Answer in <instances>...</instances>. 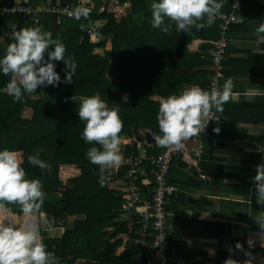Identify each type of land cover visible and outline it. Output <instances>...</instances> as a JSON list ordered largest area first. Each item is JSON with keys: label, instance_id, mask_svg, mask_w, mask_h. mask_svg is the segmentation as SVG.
<instances>
[{"label": "trees", "instance_id": "trees-1", "mask_svg": "<svg viewBox=\"0 0 264 264\" xmlns=\"http://www.w3.org/2000/svg\"><path fill=\"white\" fill-rule=\"evenodd\" d=\"M124 1L119 0V3ZM128 1V13L120 18L113 11V0L0 3V9L5 4L25 7L14 12L0 10V55L11 42V25L15 24L17 29L39 25L51 31L53 37L65 45V57L76 64L75 72L68 82H64L65 73L70 70L63 59L54 61L60 82L38 86L33 93H25L19 101H13L7 94L6 84L13 76L0 74V149L16 151L27 176L37 177L42 182L45 199L38 215H43L45 228L40 229V233L47 249L54 255L55 264H145L150 254L147 249H139L130 235L125 241L121 237L126 233V225L118 220L119 207L124 200V192L119 185H123L126 167L121 165L115 172L106 168L103 184L99 182V166L90 163L85 155L91 144L81 137L84 122L79 120L76 111L79 100L99 92L110 107L118 106L123 121L120 137H135L146 130L157 136L160 132L156 113L161 99L169 94H178L193 84L210 89L213 82L209 47L210 41L219 35L216 20L211 26H193L187 32L176 31L173 24L169 32H162L152 26V0ZM87 3L92 4L87 6L88 15L78 19L73 15L59 16L58 12L45 9L33 11L37 5H68L74 9L79 5L86 7ZM230 3L231 0H224L220 12L229 13ZM249 5L264 17L260 7L252 2ZM92 26L95 27L93 31ZM197 38L201 39L200 48L191 50L189 44ZM226 47L221 61V76L216 80L217 88L224 74ZM44 56L47 58V50ZM214 115L218 119L211 121L202 135L201 152L202 143L208 144L206 153V147L212 149L210 140L222 136L223 139L234 138L231 129L224 130L219 126L222 116L215 112ZM122 148L124 155L130 152L138 154L133 144L122 145ZM146 149L156 154L160 147L148 144ZM37 152L50 165L49 169L42 170L27 161L29 154ZM216 160L205 158L207 163H201L205 167L208 163L214 167ZM63 166L75 168L77 173L62 180L59 169ZM185 171L191 174V169L190 172ZM148 177L151 178L150 175ZM185 177L183 180L188 179ZM113 182H116V188L110 187ZM169 182L172 181L169 179ZM141 188L146 196L152 193V185L142 184ZM7 206L10 211L21 214L17 204ZM258 208L257 205L256 210ZM165 210L168 211L167 204ZM217 223L208 221L207 225L215 226ZM52 228L60 232L48 235ZM254 230L264 233L259 225L254 226ZM250 244H246L247 251L260 249ZM118 248L121 249L118 251ZM261 251L264 254V249ZM165 253L169 255L167 237Z\"/></svg>", "mask_w": 264, "mask_h": 264}, {"label": "clouds", "instance_id": "clouds-1", "mask_svg": "<svg viewBox=\"0 0 264 264\" xmlns=\"http://www.w3.org/2000/svg\"><path fill=\"white\" fill-rule=\"evenodd\" d=\"M223 4L224 0H152V26L162 32H169L173 24L178 32H187L193 26L208 27L220 14ZM88 12L89 9L81 5L73 9V16L86 17ZM10 28L11 42L0 55V74L19 78H11L6 84L7 94L13 101L22 100L25 93H33L38 86L59 83L61 78L54 61L64 60L70 70L65 73L64 82L69 81L76 64L65 57V45L54 38L51 31L39 25L17 29L13 24ZM254 31L258 36L264 35V21L258 23ZM233 87L232 79L226 78L219 88L204 89L193 84L161 99L156 113L160 134L154 137L155 142L179 149L184 140L204 130L214 112L223 111ZM76 111L79 120L84 122L81 137L91 144L85 155L90 163L99 166V182L103 184L105 169L120 165L123 159L120 152L123 136L119 135L123 121L119 107H110L99 92H93L79 100ZM27 161L42 170L50 167L38 152L29 154ZM252 179L256 203L264 205V160L257 164ZM44 199L41 180L27 176L16 151L0 149V209L15 203L23 215L18 222L13 216L0 212V264H55L53 253L40 234L38 212ZM255 220L260 229H264V211H259ZM237 247L241 246L237 244ZM226 264H236V261L229 259Z\"/></svg>", "mask_w": 264, "mask_h": 264}, {"label": "crops", "instance_id": "crops-1", "mask_svg": "<svg viewBox=\"0 0 264 264\" xmlns=\"http://www.w3.org/2000/svg\"><path fill=\"white\" fill-rule=\"evenodd\" d=\"M13 1L19 0H0V3ZM244 1L236 11L243 21L233 23L227 33L224 74L219 79V87L226 78H231L234 84L229 101L224 104L223 111L217 113L222 116L221 129H231L234 138L223 139L222 136L210 140L212 149L206 147V153L208 144L202 143L201 153L205 154L191 167V174L185 172L181 155H175L168 180L180 191L167 203L168 264H226L229 259L236 264H264L261 251L264 233L254 230V226H258L255 216L264 211V205L256 203L252 179L257 164L264 160V35L258 36L254 31L264 17L251 8V2ZM191 45L193 50H198L201 39L192 40ZM141 132L135 138L143 139L147 145L156 143L150 131ZM147 134L153 137L152 141ZM204 157L217 158L214 167L209 163L205 167ZM182 170L186 175L180 174ZM198 173L209 179L197 177ZM185 176L189 180H183ZM119 189L123 191L124 185H119ZM7 208L4 210L21 221L17 213ZM208 221L223 225L208 226ZM249 241L251 246L261 250L247 251Z\"/></svg>", "mask_w": 264, "mask_h": 264}, {"label": "built area", "instance_id": "built-area-1", "mask_svg": "<svg viewBox=\"0 0 264 264\" xmlns=\"http://www.w3.org/2000/svg\"><path fill=\"white\" fill-rule=\"evenodd\" d=\"M243 1L231 0L229 13L220 12L215 19L219 35L210 41L209 54L211 57V69L214 72L211 76L213 82L210 89L217 88L216 80L217 77L221 76V61L224 58L227 44V30L231 24L241 22L242 19L235 12L243 4ZM247 1L260 7L264 13V0ZM15 5L17 6L5 4L0 10L14 12L25 9L22 5ZM87 6H92V4L87 3ZM129 6L130 1L128 0L122 2V4L119 3V0H113L112 8L115 16L120 18L127 12ZM42 9L58 12L59 16L73 15V7L68 5H63V7H57L52 4H48V6L37 5L33 11L38 12ZM94 28L92 26L91 31ZM212 115L213 117L209 118L204 130L184 140L179 149L175 146L163 147L155 143L156 146L160 147V150L153 154L143 147L147 146L143 139L135 137H123L121 139L123 145L133 144L141 153L134 154L130 152L129 155H123L122 163L115 166V169H118L121 165L126 167L122 176L124 200L119 207L118 220L125 222L126 225V233L122 235L124 241L130 235V238L134 240L139 249L149 250L150 254L145 264H168L169 255L165 253V247L169 227L165 206L180 191L175 184L170 183L168 180L171 162L176 154H180L185 170L190 172L191 167L196 164V160L201 154L202 135L207 127L210 126V122L218 119L214 113ZM187 144H191V147H188ZM148 175L151 176L150 179ZM196 176L201 179H209V176L202 173H198ZM142 184L152 185V193L149 196L144 195V192H142Z\"/></svg>", "mask_w": 264, "mask_h": 264}, {"label": "rangeland", "instance_id": "rangeland-1", "mask_svg": "<svg viewBox=\"0 0 264 264\" xmlns=\"http://www.w3.org/2000/svg\"><path fill=\"white\" fill-rule=\"evenodd\" d=\"M39 1H42V0H39ZM126 13H128V12H125V14L124 15H126ZM192 44V42L189 44V47H190V49L191 50H193L194 48H193V46L191 45ZM13 78H16V79H19L18 77H13ZM123 148H122V145H121V147H120V152H121V155L123 156L124 154H123ZM115 166L116 165H114L113 167H111V168H109V170H111V172H115L117 169H115ZM172 166V165H171ZM173 169H171V173L173 172L172 171ZM184 170V169H183ZM181 171V175H186V171L184 172V171ZM59 172H60V175H61V178H62V180H64V179H66V177L67 176H69V175H73V174H75V173H77V169H75V168H71V167H67V166H63V167H61L60 169H59ZM176 175V174H175ZM171 176H173V174H171ZM175 177V176H174ZM181 177V176H180ZM176 178V177H175ZM113 181H116L115 179L113 180ZM116 182H113V183H110V187H115L116 188ZM117 184L119 185L120 184V182H117ZM57 196V195H56ZM7 208V205H6V207L4 208V209H6ZM4 209H1L0 210V212H8V211H6V210H4ZM7 210H9L8 208H7ZM10 213V212H9ZM14 215V214H13ZM18 217H21V220H22V218H23V215L22 214H18ZM119 217V216H118ZM19 219L17 218V221H18ZM38 220H39V228L40 229H44L45 228V224H44V218H43V215L42 214H40L39 215V217H38ZM47 228V227H46ZM107 230V229H106ZM109 230V229H108ZM45 232H47V231H45ZM59 232V229H57V228H52V229H50L49 231H48V235H55V234H57ZM41 234V233H40ZM107 234H108V232H107ZM122 236V235H121ZM41 237H43L42 235H41ZM121 248H118L117 250L119 251Z\"/></svg>", "mask_w": 264, "mask_h": 264}, {"label": "bare ground", "instance_id": "bare-ground-1", "mask_svg": "<svg viewBox=\"0 0 264 264\" xmlns=\"http://www.w3.org/2000/svg\"><path fill=\"white\" fill-rule=\"evenodd\" d=\"M5 214L9 215V216H13L16 220H17V217L9 212H5Z\"/></svg>", "mask_w": 264, "mask_h": 264}, {"label": "water", "instance_id": "water-1", "mask_svg": "<svg viewBox=\"0 0 264 264\" xmlns=\"http://www.w3.org/2000/svg\"><path fill=\"white\" fill-rule=\"evenodd\" d=\"M147 137H148V139H150L151 141L153 140V137L152 136H150L149 134H147Z\"/></svg>", "mask_w": 264, "mask_h": 264}]
</instances>
